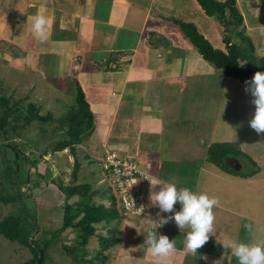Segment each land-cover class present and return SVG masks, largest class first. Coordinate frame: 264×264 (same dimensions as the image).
I'll list each match as a JSON object with an SVG mask.
<instances>
[{"label":"crops","instance_id":"crops-1","mask_svg":"<svg viewBox=\"0 0 264 264\" xmlns=\"http://www.w3.org/2000/svg\"><path fill=\"white\" fill-rule=\"evenodd\" d=\"M129 1L16 0L12 18L5 17V36L4 23L0 21V37L11 38L9 41L18 48L17 56L29 59L27 66L45 80L63 84L68 96L73 97L75 90L68 87L67 92L66 87L74 79L79 83L93 114V128L76 145V154H81L80 170L91 165L89 173L95 184L88 183L94 192L93 200L94 196L101 197L94 201L109 205L113 192L108 174L95 160L106 149L133 158L146 174L138 182L146 189L145 207L141 214L132 215L139 218L127 221L117 204L118 219L95 225L96 230L100 224L105 228L106 234L100 235L116 229L119 242L107 250H111L112 264H157L158 258L145 245L147 231L174 213L160 212L152 203V191L161 187L153 188L151 182L156 181L175 182L178 187L207 192L220 201L214 208L215 233L195 255L185 249L187 230L181 232L171 219L158 225V234L175 240L170 264H238L232 250L220 241L248 242L264 236V133L255 135L248 122L246 130H241L246 134L245 142L253 143L257 137L262 143L259 153L250 147L243 150L238 141L241 139H236L242 115L249 112L254 116L253 96L238 79L226 78L219 83V70L204 60L186 37L188 42H183L179 50L164 35L154 42L153 36L160 32L157 25L147 26L151 8L145 9L133 0L136 10L131 12ZM189 1V9L196 11L197 17L185 20L195 24L214 47V38L221 41L222 48H215L225 51L223 26L207 16L196 0L197 4L185 2ZM237 6L256 53L264 58V5L245 0L241 7L237 0ZM38 11L49 20V37L43 43L32 28V17ZM155 11L157 17L167 21L175 18L160 9ZM7 13L11 12H5V16ZM109 54L119 58L117 69L99 65ZM212 142H237L256 166L241 160V156L237 161L227 158V162L242 172L254 167L258 170L243 176L220 169L206 159ZM254 195L262 199H251ZM174 208L179 211L181 204L177 202ZM246 223L252 224L251 233L245 229Z\"/></svg>","mask_w":264,"mask_h":264},{"label":"trees","instance_id":"trees-1","mask_svg":"<svg viewBox=\"0 0 264 264\" xmlns=\"http://www.w3.org/2000/svg\"><path fill=\"white\" fill-rule=\"evenodd\" d=\"M196 1L207 16L214 18L223 26L222 40L225 44V51L215 48L192 22L177 18L170 20L181 29L183 35L204 60L211 63L223 75L236 78L247 86L246 81L251 80L255 72H264V58L256 53L254 43L246 33L243 15L237 6V0ZM118 61L117 55L109 54L98 63L103 65L104 69L113 70L119 67ZM73 83L75 88L73 103L70 104L65 114L56 119L58 127L63 129L64 135L49 146V150L52 152L68 149L73 157L69 182L63 183L61 179L52 181L57 184L64 195L60 227L51 232L49 239L45 237L36 239L33 235L35 229L36 231L39 229L36 213L26 208L22 192L14 195L8 190L6 191L5 186L0 187L1 203H14L17 200L21 203L24 202L20 213L9 212L0 218V234L10 241H17L27 246L30 250L32 256L24 264H45L47 245L59 238L60 233L67 228H73L76 236L72 244H62L65 253L72 256L75 261L84 260L88 254L86 245L89 238L96 233L95 224L109 223L119 215L116 207L118 204L117 197L113 193L114 191L110 194V204L105 205L93 200L94 192L88 182L76 183L81 165L76 154V145L81 143L92 130L93 114L79 83L75 79ZM19 119L22 120V123L18 122ZM51 120H53L52 114L41 113L37 104L33 102H28L23 109L16 103H11L9 97L0 95V137L4 139L6 146L12 150L13 157L11 159L15 166L7 165L3 173H14L19 182L26 183V166L31 169L32 164L24 152L17 149V144L9 140L12 137L10 134L34 121L50 122ZM238 156H243L251 165L256 166L255 162L240 150L237 142H212L207 150L206 159L220 169L236 175L251 176L258 170L257 167H254L249 171L242 172L241 169L233 168L227 162V158H233L237 161ZM23 165L25 168L22 171ZM35 175L41 178L40 174ZM9 178L11 179V175ZM14 182L17 185L18 181L14 180ZM73 196H77V200L69 202ZM115 232V228H110L107 235L98 236L99 245L94 249L91 259L96 258L104 261L107 258L105 251L119 242Z\"/></svg>","mask_w":264,"mask_h":264},{"label":"rangeland","instance_id":"rangeland-1","mask_svg":"<svg viewBox=\"0 0 264 264\" xmlns=\"http://www.w3.org/2000/svg\"><path fill=\"white\" fill-rule=\"evenodd\" d=\"M185 1L186 0H138L139 3L144 5L145 9L148 7L151 8L150 14L148 15L149 18H147V26H158L157 28L160 35L153 36L154 42L159 41V36L164 35L168 41L175 44L174 47L176 50L182 48L183 42H188L177 25L171 21L165 20L163 17H157L155 11V9H160L163 13H169L171 16L182 20L191 17L196 19L197 12L189 9L191 2ZM129 2L131 12L135 11L136 3H134L133 0H130ZM192 2L197 4L195 0H192ZM257 2L262 6L264 5V0H257ZM15 3L16 0H0V17H2V19L0 18V21L4 23L2 29L3 36H5V17L12 18V11L15 9V6L13 5ZM243 3H245V0H239L241 7H243ZM8 11L11 13H7L5 16V12ZM197 21L200 23L199 19ZM217 26H219V23H217ZM9 39L11 38L0 37V95L9 97L11 103L14 102L17 106L23 109L27 106L28 102H33L37 104L41 113H51L53 120L50 122L34 121L31 124L20 127L17 131L10 134L12 137L9 140L17 144V149L22 150L32 164L31 169L26 166V183L19 182L17 177L14 176V173H3V170L7 165H13L11 159L13 157V152L9 146H6L4 139L0 137V187L5 186V190H8L14 195L22 192L26 208L31 212L33 211L36 213L39 229L38 231L35 229L33 233V235H35L34 237L36 239H39L40 237L49 239L51 237V232L59 228L61 225L64 200L63 193L58 188L57 184L52 181H58L61 179L63 183H68L72 166V159L70 158L71 156L68 149L52 152L49 150V146L52 142L60 139L64 135V131L62 128L58 127L56 119L65 114L70 107V104L73 103V97L66 94V89L63 84L58 83L56 85V82H53L54 80L51 84L49 81L45 80L39 72L32 71L29 66H27L30 60L27 58L20 59L17 56V54H19L18 49L15 47L14 43L9 41ZM212 42L215 47L222 48L221 46L223 43L221 41L217 42V39L214 38ZM226 78L229 80L231 77H227L219 71V83H222V80ZM216 86L221 87L220 84H216ZM68 87H71L69 89H73L74 83L71 86L66 87L67 92ZM216 104H219V102L217 101ZM253 106L255 107L254 104ZM185 110H187V108ZM246 115L248 119L246 118ZM246 115L243 114L240 118L241 123L240 128H238V134H236V139L237 137L241 139L238 141L239 143L241 141L240 146L243 147V150L250 147L251 151L259 153L261 151L260 146H262L259 144L262 143L258 141L257 137L253 140L251 139L253 143L249 140L247 142L244 141L243 137H245L246 134L245 132L243 134L241 130L246 128V124H248L253 118L252 114L249 112H247ZM18 122L22 123V120L19 119ZM254 132V134L257 135L255 130ZM79 155L78 157H80ZM242 157L239 158L242 160L244 159ZM68 159L69 162L67 161ZM12 167L15 166L13 165ZM90 167L91 165L88 164L82 167L81 170L79 169L76 183L89 182L94 186L95 182L93 174L89 173ZM24 168L25 166L23 165L22 171ZM35 174H40L41 178ZM10 175L11 179L9 178ZM14 180L18 181L17 185ZM98 196H94V200L100 201L101 197ZM254 197L257 201L262 199L260 197L258 198L256 195L251 196V199ZM77 198V196H73L69 199V202H74ZM22 203L18 200L14 203L0 202V218L9 212L20 213L23 208ZM263 212L264 203L261 213ZM122 216L124 215L122 214ZM124 217H126V220L139 218L132 215H126ZM105 232V228H102V225L100 224L97 227L96 233L89 238L86 245L88 253L86 258L82 261H75L72 256L65 253L62 244H72L76 232L73 228L65 229L60 233L59 238H56V240L47 245L45 249V264H112V260L109 257V252L111 250L106 251V254L108 255L107 260L100 261L96 258L91 259L94 249L98 247L97 237ZM31 256L32 254L27 246L17 241H10L0 234V264H24L25 261L31 258Z\"/></svg>","mask_w":264,"mask_h":264},{"label":"clouds","instance_id":"clouds-1","mask_svg":"<svg viewBox=\"0 0 264 264\" xmlns=\"http://www.w3.org/2000/svg\"><path fill=\"white\" fill-rule=\"evenodd\" d=\"M49 20L42 12H37L32 17L34 34L43 43L49 37ZM246 92L253 96L255 105L253 118L249 121L250 127L257 134L264 133V72L257 71L251 80L246 81ZM153 188L161 185L159 191H152L150 199L157 205L160 212L174 213L163 217L159 224L151 226L145 238V245L153 257H157V264H170L171 254L175 251V240H170L167 235L158 234L155 229L158 225L174 220L181 232L187 230L185 236V249L195 255L215 233L214 208L219 207L220 201L216 196L207 192H195L188 187H178L175 182H151ZM179 202L181 209L176 211L174 205ZM245 229L252 232V224H245ZM224 247L232 250L238 264H264V236L244 241H220Z\"/></svg>","mask_w":264,"mask_h":264},{"label":"built area","instance_id":"built-area-1","mask_svg":"<svg viewBox=\"0 0 264 264\" xmlns=\"http://www.w3.org/2000/svg\"><path fill=\"white\" fill-rule=\"evenodd\" d=\"M100 169L109 176L110 184L117 197L123 215H139L145 207L146 189L138 182L146 178L137 162L119 155L115 150L106 149L95 157Z\"/></svg>","mask_w":264,"mask_h":264}]
</instances>
